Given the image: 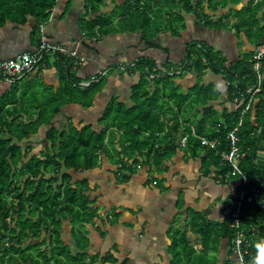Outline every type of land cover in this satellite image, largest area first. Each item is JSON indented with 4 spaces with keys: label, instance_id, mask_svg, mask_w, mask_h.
I'll return each instance as SVG.
<instances>
[{
    "label": "trees",
    "instance_id": "trees-1",
    "mask_svg": "<svg viewBox=\"0 0 264 264\" xmlns=\"http://www.w3.org/2000/svg\"><path fill=\"white\" fill-rule=\"evenodd\" d=\"M56 1L0 0V26L6 22L24 25L33 18L31 35L36 37L33 39L39 37L40 44L41 36L45 37L38 35L40 28L48 21ZM73 1L67 0L66 9ZM107 1L83 0L84 15L80 18V25L86 36L98 39L110 33L139 32L140 40L146 46L154 47L151 40L162 29L175 37L185 28L180 7L185 12L196 13L198 19L206 15L202 10L203 0H196L198 11L191 5V0H109L113 7L110 13H106L103 8ZM213 3V0L207 1L215 9ZM225 3L223 1L222 5ZM262 4L264 0L249 4L243 13L236 14L235 34L243 33L253 46L252 50L242 52L239 60L226 65L227 60L222 54L196 41L188 44L179 65L169 60L164 63L173 71H196L198 81L206 69L222 74L228 97L236 99V103L242 101L233 112H223L222 119L206 105L219 96V91L211 84L197 82L182 93L172 79L176 73L169 74L167 67L159 69L146 57L138 58L126 68L129 74L139 73L138 80L130 87L132 103L128 105L112 97L98 119V128L91 124L81 127L70 124L68 129L59 131L52 126V119L62 106L69 103L85 108L92 106L94 95L101 89V84L95 81L87 86L79 84L80 80L71 71V58L61 56L59 59L63 67L60 68L61 83L56 89H44V84L36 83L35 78L26 81L13 79L9 89L0 94V264L116 262L113 252L117 248L114 245L90 255L87 226L104 238L121 222L123 212L115 205L105 208L99 203L98 198L102 196L101 192L96 193L99 185L97 182L91 184L85 172L100 169L107 162L106 169L114 175L115 184H122L137 170L145 169L149 172V181L160 186L161 179L154 174L166 170L165 163L178 155L184 161L200 157L202 174L213 173L216 182L230 187V194L223 201L221 221H210L200 212L188 211V225L198 235L204 250L211 245V250L216 253L224 238L230 247L235 230L230 227V215L236 199V188L230 181L236 180V176L229 177V164L221 160L220 152L229 150L227 133L237 125L240 117L237 145L245 154L238 164L249 183L237 186V190L244 188L248 191L255 187L260 198L264 199V55L260 64V90L252 95L246 111L241 112L252 94L248 89L257 82L253 52L264 44V14L261 20L257 17ZM45 38L49 41L48 37ZM213 51L218 53L216 58ZM46 58L44 52L33 68L42 67ZM31 85L34 89H30ZM184 103L203 106L201 118L188 121L193 128L190 124L183 125L178 117L179 113L183 114ZM169 110L172 116L166 118L165 112ZM46 124L51 126L45 137L34 142L32 137ZM199 136L216 139L215 147L202 146ZM182 138L185 142L181 145ZM38 143L42 146L35 151L34 146ZM113 165L117 166L116 169ZM257 204L253 201L242 210L240 217L241 229L253 240L246 256L248 264L257 253L253 245L264 240V206ZM253 227L254 230L250 231ZM64 230H68L72 243L63 241ZM169 235L171 264H182L177 248L185 249L186 257L192 251L187 246L186 230L171 229ZM228 251L229 255L230 249ZM201 257L202 254L196 253L197 260Z\"/></svg>",
    "mask_w": 264,
    "mask_h": 264
},
{
    "label": "crops",
    "instance_id": "crops-1",
    "mask_svg": "<svg viewBox=\"0 0 264 264\" xmlns=\"http://www.w3.org/2000/svg\"><path fill=\"white\" fill-rule=\"evenodd\" d=\"M207 1L203 0L202 2V10L206 15H201L199 19L193 11L185 12L180 7L185 23V28L180 31V35L174 37L169 31L162 29L151 40L155 46L148 47L140 40L139 32L110 33L102 35L98 39L86 36L80 25V18L84 15L83 0H74L67 9V0H57L48 21L41 26L38 35L48 37L50 45L63 47L64 52L46 51L45 53L49 56L45 59L46 61L42 62V67H35L20 77H15L14 80L23 79L26 81L35 78L36 83L40 81L44 84V89L48 87L56 89L61 83L62 71L60 68L63 67L62 64L60 65L59 59L61 56L71 58L73 61L71 71L80 80L79 84L87 86L95 81L101 84V89L94 95L92 106L85 108L76 103L62 106L53 117L52 126L59 131L68 129L70 124L78 127L91 124L94 128H98V119L112 97H116L128 105L132 103L130 87L138 80L139 73L129 74L126 68L128 65H133L138 58L151 59L158 68L164 70L166 60L179 65L186 54L188 44L196 41L220 51L228 63L239 60L242 57L241 53L247 49L252 50L253 46L243 33H240L239 36L235 34L233 23L238 20L237 13H243L244 8L249 4L254 5L260 0H213L215 9H212ZM223 1L226 2L225 5H222ZM195 4L196 0H191V5L197 10L198 7H195ZM112 7L113 4L108 0L103 11L110 13ZM263 14L264 4L257 11L259 20L262 19ZM33 26V18H29L24 25L6 22L0 26V58H11L24 50L35 51L39 45V37L37 35L38 39H33L36 38L31 35ZM168 71L169 74L176 73L172 77L174 81L180 77L192 76L187 85L185 83L178 84L182 93H186L197 82L202 85L211 84L217 89L219 96L214 100H209L206 105L211 106L216 114H219L220 119H222L223 112L227 114L233 112L242 102L236 103V99L232 100L228 97L227 83L220 73L206 69L198 81L196 71L186 72L181 69L176 71L169 69ZM123 72L128 77L125 80L115 81L116 77L123 76ZM65 74L68 76L67 69H65ZM9 87L10 82L0 77V94ZM30 89H34V86L31 85ZM202 108L201 105L188 106L184 103L182 107L184 115L178 114L180 122L183 125L190 124L193 128L190 122L201 118ZM253 115L252 113L251 120L254 118ZM170 116H172L170 110L166 111L165 117L169 118ZM50 126L47 124L41 126L38 133L32 137L33 141L43 140ZM195 159L199 161V166L194 172L189 166L175 170L171 168V165L177 164L179 161L187 164ZM195 159L189 158L184 161L178 155L172 161L166 162L165 165L168 168L154 174L161 179L159 184L161 187L149 181V172L145 169L137 170L125 183L116 184L121 185L123 191L125 189L128 191L129 203L127 206H122L112 202L111 205L117 206L122 212L127 211L126 218L129 221L121 219L124 215L122 213L121 222L107 232L104 238H100L105 240L108 236H112L111 239H113L116 229L121 231L128 228L130 231L127 232L126 241L128 242L126 244L120 245L122 243L118 242V239L110 242L109 247L112 248L114 245L117 248L113 252L117 261L105 264H171L172 254L169 246L171 229L181 232L186 230V235L189 238L187 246L192 249L189 257L185 256V249H181L180 246L177 248L180 250L179 256L182 264H227V261L231 259L230 254L228 255L229 242L227 243L225 238L222 239L216 253L211 250V245L204 250L197 238L198 235L188 225L189 210L200 212L210 221H221L224 214L223 201L231 191L228 185L221 186L216 182L213 173L207 176L203 175L200 157ZM94 170L100 172L107 169L103 165L102 168ZM172 177L179 178L173 182L171 181ZM107 179L113 180L115 183L114 176ZM215 198H218L216 202ZM98 200L105 208L111 206L104 204L100 198ZM119 225H123L124 228ZM122 252L124 256L119 258ZM196 253L202 254L198 260Z\"/></svg>",
    "mask_w": 264,
    "mask_h": 264
},
{
    "label": "built area",
    "instance_id": "built-area-1",
    "mask_svg": "<svg viewBox=\"0 0 264 264\" xmlns=\"http://www.w3.org/2000/svg\"><path fill=\"white\" fill-rule=\"evenodd\" d=\"M52 50V51H61L64 52L63 47L50 45V43L46 40L45 37L41 36V42L38 45L35 51L24 50L18 53L16 56L11 58H0V77H2L7 82H12L15 77H20L24 73L33 69L36 63L42 58L44 52ZM264 55V44L260 47H256L253 52V68L257 74V82L254 87H250L248 92L252 93L251 97L248 99L247 104L242 110V113L246 111L248 108L250 101L252 99V95L260 90V81H261V73H260V64L261 58ZM241 124V117L236 126H234L227 133V138L230 143V147L228 151H221L220 157L221 160L226 161L229 164V177L236 176V180L230 181L231 185L235 183L236 188V199L231 212V223L230 227L234 228V236L231 240L230 256L231 259L227 261V264H248L246 261V256L249 255L251 251V246L253 240L245 234L243 229H241V219L243 212L242 210H246L248 205H250L253 201H256L260 207L264 206V199L260 198L258 195V191L255 187H252L250 190H245L244 188H240L237 190V186H247L249 183V178L244 175L239 168V159L244 156L245 152L241 151L237 145L238 137L237 130ZM200 143L202 146L214 148L216 145V139H209L205 136H199ZM182 144L185 142V138L181 139ZM235 190V189H234ZM243 210V211H244ZM254 227L251 228L250 231H253ZM254 235V234H253ZM256 236V235H255Z\"/></svg>",
    "mask_w": 264,
    "mask_h": 264
},
{
    "label": "rangeland",
    "instance_id": "rangeland-1",
    "mask_svg": "<svg viewBox=\"0 0 264 264\" xmlns=\"http://www.w3.org/2000/svg\"><path fill=\"white\" fill-rule=\"evenodd\" d=\"M212 16L214 17V15H212ZM228 25H230V24H228ZM208 27H210V26H208ZM193 48L194 47L192 46V49ZM215 51H217V50H215ZM57 53H61V51H57ZM218 53L222 54V53H220V51H218ZM218 53L213 51V57L216 58ZM47 56H49V55L46 54V57ZM227 64H228V62H226V65ZM166 67L168 69H170V70L172 69V67L170 65H168ZM127 77H128L127 74L125 72H123V76L120 75L119 77H116L115 81L125 80ZM191 78H192L191 75L187 76L186 78L185 77H180V78L175 79V83H177V84L185 83V85H187V83L189 82V79H191ZM41 146H42V144L38 143L37 145L34 146V150L36 151ZM107 166H108V164L106 162L104 164V167H107ZM184 166L185 167L189 166L191 168V171L194 172L196 170V168H198V166H199V161L195 159L191 163H187V164L186 163H182V162L179 161L177 164L171 165V168H173V170H175V169H178V168L180 169L181 167H184ZM116 167H117L116 165H113L114 169H116ZM199 171H200V168H199ZM85 174H86V177L89 178V181L91 182V184L95 183V182L98 183L99 188H98L96 193H99V192L102 193V196L100 197V200H102V202L104 204L111 205L112 202H113V203H115V205H122V206H127L128 205V203H129L128 202V197H127L128 191H126V189H125V191H123L122 188H121V185H116L113 182V180L109 181L107 179V178H111V177L114 176L112 174V172H110L109 170H102L100 172H97V170H88V171L85 172ZM177 178H179V177H177ZM177 178L176 177H172L171 181L174 182V181H176ZM128 185L131 186V184H128ZM123 186H125V184H123ZM233 186H235V183L233 184ZM224 188H226V187H224ZM130 191H132V190H130ZM214 194H215V192H214ZM217 199L218 198H215V202L217 201ZM123 204H125V205H123ZM123 213H124V215H122L121 219H125L126 221H129L128 218H126L127 211L124 210ZM65 227H67V226H65ZM119 227L124 228L123 225H119ZM138 227L139 226L137 225V228ZM87 228L90 231L89 234H88L89 239H90V243H91V246L88 248V251H89L90 255L93 254L96 251H99V250H104L105 251L107 248H109L110 242L113 241L114 239H118V242L122 243L120 245H124V244H126L128 242V241H126L127 240V232L130 231V229H128V228H125V229H123L121 231H118V229H116L115 233L113 234V239H111L112 236L111 237L108 236V238H105V240L101 239L95 232H93V230L89 226H87ZM62 238H63L64 242H67V243H72L73 242V239L70 236L68 230H64V232L62 234ZM90 255H88V257H87L88 260H90ZM123 256H124V253L122 252V254H121V256H119V258H122Z\"/></svg>",
    "mask_w": 264,
    "mask_h": 264
},
{
    "label": "clouds",
    "instance_id": "clouds-1",
    "mask_svg": "<svg viewBox=\"0 0 264 264\" xmlns=\"http://www.w3.org/2000/svg\"><path fill=\"white\" fill-rule=\"evenodd\" d=\"M253 247L257 253L251 257L250 264H264V240H258Z\"/></svg>",
    "mask_w": 264,
    "mask_h": 264
},
{
    "label": "water",
    "instance_id": "water-1",
    "mask_svg": "<svg viewBox=\"0 0 264 264\" xmlns=\"http://www.w3.org/2000/svg\"><path fill=\"white\" fill-rule=\"evenodd\" d=\"M39 62V61H38Z\"/></svg>",
    "mask_w": 264,
    "mask_h": 264
}]
</instances>
